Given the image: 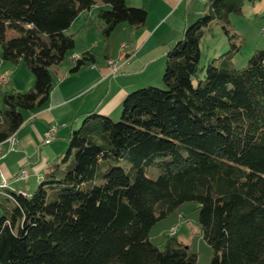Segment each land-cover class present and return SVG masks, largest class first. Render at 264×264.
Instances as JSON below:
<instances>
[{
  "label": "trees",
  "instance_id": "1",
  "mask_svg": "<svg viewBox=\"0 0 264 264\" xmlns=\"http://www.w3.org/2000/svg\"><path fill=\"white\" fill-rule=\"evenodd\" d=\"M100 1L108 4L97 13L105 36L121 22L144 26L143 6ZM245 1L255 0H208L164 54L165 87L127 92L117 121L96 110L83 114L32 192L0 186V264H196V252L175 231L162 248L148 236L188 201L197 203L209 264H264V49L242 69L231 60L240 44L229 14ZM93 4L0 0V57L23 60L33 76L27 90L3 91L0 142L26 112L45 106L50 68L74 46L65 30ZM214 19L229 48L201 66L199 41ZM8 23L25 26L7 38ZM96 56L83 51L70 70ZM150 168L159 173L146 175Z\"/></svg>",
  "mask_w": 264,
  "mask_h": 264
},
{
  "label": "crops",
  "instance_id": "2",
  "mask_svg": "<svg viewBox=\"0 0 264 264\" xmlns=\"http://www.w3.org/2000/svg\"><path fill=\"white\" fill-rule=\"evenodd\" d=\"M142 1H144L145 5H150L147 7L146 21L141 28H131L135 30L136 35L132 33L133 39L128 43V49L130 48L131 50L126 49V52L134 51V53L121 70L109 74L107 69L108 58L118 57L119 52L117 53L116 51L112 55L109 51H105L103 57H98L100 52L94 51L93 46H87L82 50L81 48H75L76 50L69 54L67 61L62 60L63 62L61 61L50 68L52 87L45 106L34 112L25 113L24 121L14 133L17 141L13 149H8L7 141H1L0 143L2 154L0 157V181L3 177L6 180L7 188L16 191L22 189L27 193L32 192L47 166L57 162L66 150L68 131L80 124L83 114L92 110L107 114L111 112L113 107L120 106L122 98L128 90L137 85L136 73L150 66L156 59H163L159 61L163 70L164 54L180 38L181 31L186 25L184 21H187L193 0ZM165 2L169 5L168 8H162L165 6ZM125 3L131 5L126 0ZM183 3H185V10L182 12ZM99 6L108 7V5L101 3H99ZM90 9L91 7L84 10H89L90 12ZM74 22L72 21L68 28ZM87 22L88 27L90 23ZM165 23L168 24V32L174 31L177 38L170 37L168 41H164L165 33H162L158 36L159 38H157L155 44L147 45L148 40ZM9 24L6 25V31ZM20 26L23 27L25 25L13 26L12 32H18ZM101 27H103L102 24ZM67 29L65 32L72 34ZM140 30L143 31L138 34ZM96 32L98 33V31ZM85 50L97 55L95 61L80 67L76 71H71V63H74L71 56L74 54L80 55ZM11 64H15L19 68L20 60L16 63L11 62ZM15 65H9V62L0 59V77L7 74L8 78L12 73L14 74ZM32 83L33 79L27 77L22 87L27 89L26 87H30ZM102 83L107 84V88L105 93L100 94L96 90ZM15 87L18 90V84ZM13 89L15 90V88ZM52 125L56 127V132L52 138H47L46 131ZM21 169H24L27 174L25 178L19 177ZM175 215V220L168 229L173 226L176 229L178 224V230H175L176 233H174L178 234V232H182L179 228H182L185 222L188 223V220L184 217L181 210H178ZM193 231H197L196 225H193ZM179 236L187 237L181 233ZM179 240L184 242L182 238H179ZM184 243L189 246L188 243ZM199 245L200 239L198 248L195 251L197 254L196 264H209L208 251L210 246L205 245L207 251L202 253L199 250Z\"/></svg>",
  "mask_w": 264,
  "mask_h": 264
},
{
  "label": "rangeland",
  "instance_id": "3",
  "mask_svg": "<svg viewBox=\"0 0 264 264\" xmlns=\"http://www.w3.org/2000/svg\"><path fill=\"white\" fill-rule=\"evenodd\" d=\"M152 1L154 0H151V2ZM207 1L208 0L192 1V4L190 6L191 11L188 14L187 21H184L186 22L185 24L187 25L191 24L196 20L197 17L201 16L202 9L204 8L205 3ZM126 2L131 4L129 6H144L147 11H148L147 7L150 6V5H145L144 1L142 0H126ZM99 3H101L100 0H95V4L91 6L90 12L89 10H84L73 19V21L75 22L72 24L70 28L67 29V31L73 34L74 46L67 51L63 61L68 60V56L71 52H74L76 49H80V48L82 50L87 46H93L94 51L100 52V55L98 57H103L105 51L107 52L109 51V53L112 55L115 54L117 51V53L119 52L118 54L119 57L121 53L120 45L122 43H125L127 45L126 47L127 50H131L130 48L128 49V43L130 40L133 39L132 33L136 35L135 30H132L130 26L125 22H121L116 25V27L113 29V31L110 33L108 37L105 36L101 27V24L103 26L104 23L97 15L98 10L101 8L99 6ZM184 4L185 3H183L182 6V12L185 10ZM103 5H108V4H103ZM164 5L165 6L162 8H168L169 6L166 2L164 3ZM229 21H230V26H229L230 31L236 33V36L233 38V41L236 42L237 44H240L238 51L232 55L231 60L234 67L238 69H242L246 67L248 59L255 49H264V2L262 0L245 1L240 13L229 14ZM86 22L90 23V26L87 27ZM18 25L20 24L10 23L8 25L6 31L7 38L15 36L17 34V32H12V31H13V26L17 27ZM167 28H168L167 23H165L164 25L162 24L159 27V29L156 31V33L148 40L149 42L147 43V45L155 44L157 38H159L158 36L162 33H165L164 41L166 40L168 41L170 37L177 36L175 35L174 31H171L169 33ZM184 28L185 27H183L180 35H182ZM96 31H98V33ZM141 31L143 30H140L138 34ZM199 47H200L201 66L206 65L209 60L217 57L218 55H220L222 52L226 51L229 48V39L227 35L223 32V29L221 28V24L218 19H214L211 28L203 34V36L199 41ZM114 59L117 60V57H115ZM161 60L163 59H159V60L156 59L150 66H148L145 69H141L139 72H137L136 73L137 85L130 88L128 92L136 90L148 84H151L152 86H156L159 88H164L165 85L162 79V75L164 73L165 67L162 70V65L161 63L159 64V61ZM9 65H15V64H11V62H9ZM18 65H20L19 68L17 67V65L14 66L15 73L14 74L12 73L10 77L7 78V74L0 77V106L2 105L1 98L4 90L8 91V90H12L13 88L17 90V88L15 87V85L17 84L19 86L18 91L27 90L32 86L31 85L30 87H26L27 89H24L25 87H22V84L26 80V78L31 77L33 79V76L30 70L26 67L23 60H20V64ZM71 65L73 66V63H71ZM200 76L202 77L203 74L201 73ZM106 88H107V84L102 83L97 88L96 92L103 94L106 92ZM121 108H122L121 105L115 106L113 107L111 112L108 113L113 121H117L119 119L120 112L122 111ZM81 122L80 124L76 125V128L81 125ZM69 132L70 129L68 131V134ZM68 147L69 146H67V148ZM125 164H126L125 161H121L120 163V165L123 166ZM158 173L159 170L155 168H150L147 171H145L146 175L152 177H155ZM179 210L182 211V214L188 220V223L185 222V225L182 228H179L182 232H178V234H174V236L178 239L182 238L184 242L188 243L189 249L193 252L197 250L198 241L200 239L199 250L200 252L205 253L207 251L205 245L208 244L202 238L196 221L199 212L197 203L194 201L185 202L179 208ZM177 211L169 214L165 218L158 220L150 228L148 232L149 240L153 244H155L158 248H162L167 238L170 236L168 231L171 228L168 229V227L170 226V224L174 222L176 216L175 214H177ZM2 212L3 211L0 208V216L2 215ZM193 225H196L197 227L196 232L193 231ZM178 227L179 226L177 224L175 229L176 231L178 230ZM180 233L187 237L186 238L180 237L179 236ZM208 252L210 258L211 249Z\"/></svg>",
  "mask_w": 264,
  "mask_h": 264
},
{
  "label": "built area",
  "instance_id": "4",
  "mask_svg": "<svg viewBox=\"0 0 264 264\" xmlns=\"http://www.w3.org/2000/svg\"><path fill=\"white\" fill-rule=\"evenodd\" d=\"M120 55L119 57H117V60L114 59V58H109L108 61H107V66H108V72L109 73H115L117 72L118 70H121L125 63L127 62V60L133 55L134 51L133 52H126V44L125 43H122L120 45ZM79 55H73L71 56V58L73 60H75L76 58H78ZM2 77V76H1ZM56 132V127L54 125L50 126L48 128V130L46 131V136L47 138H52L54 136ZM17 139L16 140H13V143L11 144H8V149L11 150L14 148L15 146V143H16ZM1 151H0V157H1ZM27 176L26 172L24 169H21L20 172H19V177L20 178H25ZM1 181L5 182L6 183V180L2 177ZM175 231V227H171V229L168 231L169 234H173Z\"/></svg>",
  "mask_w": 264,
  "mask_h": 264
},
{
  "label": "bare ground",
  "instance_id": "5",
  "mask_svg": "<svg viewBox=\"0 0 264 264\" xmlns=\"http://www.w3.org/2000/svg\"><path fill=\"white\" fill-rule=\"evenodd\" d=\"M75 55H77V54H75ZM13 140H16V137H15V134L13 133V134H11V135H9L6 139H4L3 141H7V143L8 144H11V143H13ZM1 143V142H0ZM5 182H3V181H0V186H4L5 187ZM20 191V190H19ZM21 193H26V191H22V189H21V191H20ZM28 196V195H27Z\"/></svg>",
  "mask_w": 264,
  "mask_h": 264
}]
</instances>
